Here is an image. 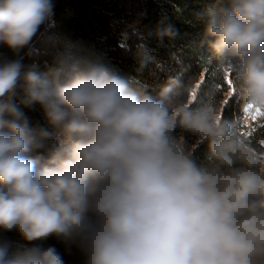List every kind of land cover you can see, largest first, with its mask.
Masks as SVG:
<instances>
[{
    "label": "clouds",
    "instance_id": "obj_1",
    "mask_svg": "<svg viewBox=\"0 0 264 264\" xmlns=\"http://www.w3.org/2000/svg\"><path fill=\"white\" fill-rule=\"evenodd\" d=\"M52 16V0H0L17 57L0 54V230L31 245L0 237V264H65L50 237L83 264H264V0H214L196 22L215 62L156 95L71 43L26 69ZM34 105L64 136L48 156Z\"/></svg>",
    "mask_w": 264,
    "mask_h": 264
},
{
    "label": "trees",
    "instance_id": "obj_2",
    "mask_svg": "<svg viewBox=\"0 0 264 264\" xmlns=\"http://www.w3.org/2000/svg\"><path fill=\"white\" fill-rule=\"evenodd\" d=\"M54 22L41 27L34 41L36 51L23 56L28 69L35 65L46 72L56 52L71 43L86 54L99 57L113 72L123 77L141 94L156 95L171 79L185 82L205 76L203 67L215 62V56L196 21L214 0H52ZM134 21L140 23L135 25ZM170 26L173 35L159 38L157 30ZM0 54L11 60L17 58L9 49L0 48ZM33 126L50 133L39 154L48 156L64 136L45 119L39 105L23 108ZM238 111L233 101L227 115ZM264 131V129H262ZM205 149L198 155L203 159ZM0 237L10 242L11 252L31 246L13 230H0ZM39 243V242H33ZM55 246L63 255L65 264H83V256L74 246L50 237L42 242Z\"/></svg>",
    "mask_w": 264,
    "mask_h": 264
},
{
    "label": "rangeland",
    "instance_id": "obj_3",
    "mask_svg": "<svg viewBox=\"0 0 264 264\" xmlns=\"http://www.w3.org/2000/svg\"><path fill=\"white\" fill-rule=\"evenodd\" d=\"M140 22L139 21H134V24L137 25L139 24ZM3 46H0V48H2Z\"/></svg>",
    "mask_w": 264,
    "mask_h": 264
}]
</instances>
